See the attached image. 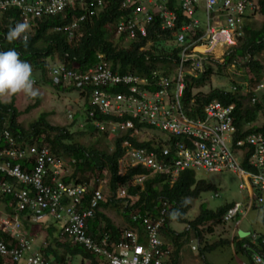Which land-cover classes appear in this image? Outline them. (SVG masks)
Returning <instances> with one entry per match:
<instances>
[{
    "label": "built area",
    "instance_id": "2783aa9c",
    "mask_svg": "<svg viewBox=\"0 0 264 264\" xmlns=\"http://www.w3.org/2000/svg\"><path fill=\"white\" fill-rule=\"evenodd\" d=\"M104 1L0 0V12L17 8L22 23L30 24L43 16L64 17L67 11L77 8L80 14L73 13L69 23L55 27L58 31L74 35L81 22L103 8ZM218 2L121 0V8L129 10V17L115 23L113 38L120 39L121 45L129 46L147 38L150 29L156 37L161 36L157 34L161 30L164 33L171 31L173 43L179 49V59L171 75H165L158 69L151 71L149 76L122 74L110 68L103 53H98L97 63L86 70L57 61L48 66L47 74L54 84L75 86L78 93L88 91L92 107L103 115L120 118L97 121L94 124L99 130H106L116 137L127 131L150 136V130H153L159 134H155L158 138L165 141L160 145V158L124 141V155L119 161L122 174L129 167H143L151 174L166 176L172 183L180 171L188 169L217 174L232 172L243 180L239 187L245 189L251 208L264 211V133L237 138L234 105H223L218 100L205 107L203 119L195 120L182 110L186 74L197 75L203 70L204 56L199 47L205 46L206 51H211L220 43L224 45L222 52L225 53L243 35L244 17L251 13L256 16L259 8L258 0H223L217 6ZM154 19H157L158 27L152 26ZM149 44L150 41L146 42ZM146 45L139 49L144 50ZM113 86H121L125 90L111 91ZM263 88L262 81L254 89ZM254 101L255 97H252V103ZM93 112L90 111L89 115L92 116ZM148 126L152 129L148 130ZM171 137L180 138L181 142L170 144ZM5 138L9 147L0 149V172L18 181L19 186L16 189L10 179L0 178V193L16 195L18 206L14 214L8 211L0 214V229L12 234L18 244L0 240L1 255L14 262L55 264L34 249L31 240L22 237L21 212L29 210L32 221L49 217L59 222L58 239L81 244L104 257L107 264H167L169 249L160 233L164 206L154 216L132 214V218L142 226L144 243L140 242L138 230L134 227L123 229L116 241H112L107 233L96 238L89 232L88 219L94 217L99 202L105 200L102 190L92 184L64 183L62 177L67 168L45 143L17 144L9 132L5 133ZM145 178L146 175L141 174L132 180V184L142 185ZM90 188V202L81 207L82 198L89 194ZM125 189L126 186H119L118 196L124 197ZM248 206L245 201H232L223 215V224L245 214ZM249 236L252 243H257L258 233L251 231ZM261 237L263 251L253 253V264H264V231Z\"/></svg>",
    "mask_w": 264,
    "mask_h": 264
},
{
    "label": "trees",
    "instance_id": "16d2710c",
    "mask_svg": "<svg viewBox=\"0 0 264 264\" xmlns=\"http://www.w3.org/2000/svg\"><path fill=\"white\" fill-rule=\"evenodd\" d=\"M259 8L256 14L264 16V0H258ZM80 14L79 9L67 11V14L43 16L30 22V30L27 35L29 37L25 46L22 40L8 41L6 39L7 32L10 28L15 27L17 23H22L20 12L17 8H10L0 12V51L15 49L20 53L22 60L30 63L34 70L40 72V81L45 84L52 85L58 91L68 92L77 91L75 86H62L54 84L49 76L46 75L48 61L55 58L64 63L68 67L79 70H86L94 66L97 61V54L103 53L112 70L119 73H132L138 75L149 76L153 70H161L165 75H171L178 62V48L173 43L171 31H162L161 36H155L152 29L149 30L147 38L139 43L121 45V40H115L112 37L113 27L120 19L129 17V10L121 8V0H105L103 8L96 12L91 18L79 24L74 31V35L66 33V31H58L56 26H64L71 21V15ZM182 16L181 14L179 15ZM255 15L245 16L243 20V35L238 39L237 43L226 49L223 54V60L219 61L212 56L204 58L203 70L197 75L187 73L185 76V88L182 93V110L184 113L197 120L205 117V107L214 100H218L223 105H234L235 123L238 129L237 138L245 137L251 133H264V124L254 125L257 114L262 109L258 100L255 86L262 82L264 72L263 62L258 58L264 53V22L259 25L253 24ZM151 26V25H150ZM152 26L158 27L157 19H154ZM149 40L150 44L146 45ZM171 41V46H167V42ZM145 46L144 50H140V46ZM214 63V64H213ZM227 67H232L233 72L242 77L240 81H231L229 89L211 88L208 92H203L202 87L209 84L212 77H223ZM39 83V82H36ZM114 92H122L125 90L121 86H113L110 88ZM246 89V90H244ZM264 89V88H263ZM260 89V90H263ZM84 98L83 113H76L83 118L86 127L84 133L79 132L76 135L70 132L69 127L54 125L47 119L48 113L42 112L33 121L29 122L27 127L19 121L18 108L11 102H2L0 100V149L9 147L5 133L9 132L14 137L17 144L45 143L49 150L60 160L64 162L67 169L68 165L73 166V170L63 175L64 183L85 184L91 186V175L96 179L103 177L105 172L108 179L107 186L109 189L108 201L99 202L94 211V217L88 219L89 232L96 238L101 237L105 233L109 234L112 241H116L121 235L122 230L114 224V221L105 213L100 211L101 207L109 204L116 206L121 201V212L127 227L137 228L140 242L144 243L143 231L140 222L132 218L133 213L141 215L154 216L157 215L159 209L164 206L165 213L160 230L161 238L166 240V247L169 249L167 256V264H179V251L182 245L188 243L191 237L197 240V249L199 255L203 257L206 252L230 245L229 239H219L218 242L208 244L203 243L202 232L199 226L207 221L220 224L223 221V215L227 207L232 203L226 202L217 208H211L201 203L199 211L192 219L187 218V212L191 208V200L199 197L202 193L211 191L216 186L205 178L196 176V171L192 169L180 171L171 183L164 175L151 174L150 170L143 167H129L125 173H121L119 161L124 155V147L122 143L127 141L134 148H140L146 152H153L156 157L160 158V145L165 141L154 135L155 131L141 138L140 135L127 131L117 137L113 141L111 150L99 149L95 145H84L76 140L77 135H84L99 132L101 130L94 124L97 121L102 122L111 118L101 114L98 110L89 104V94L79 93ZM252 97L255 101L252 103ZM34 104L26 108V112L38 106L40 98H35ZM94 111L93 115H89L90 111ZM74 118H79L78 116ZM72 117V115H71ZM122 118L121 120H124ZM152 127L148 126V130ZM103 132V131H102ZM101 133V132H100ZM105 134L106 133H102ZM181 142L180 138L171 137L170 144L173 142ZM169 143V142H168ZM69 157L70 159H66ZM17 161V160H16ZM144 174L146 178L142 185L132 184V180L137 176ZM0 178H7L12 184L19 186L18 181L4 175L0 172ZM126 186V195L118 197V187ZM93 186V185H92ZM94 188H97L93 186ZM103 193V192H102ZM32 194V193H31ZM104 195V193H103ZM92 197L90 188L89 194L83 196L81 207L89 204ZM105 197V195H104ZM0 200L6 205L7 211L14 214L18 206V198L14 194L0 193ZM173 213H179L173 218ZM262 220L264 222V211ZM1 214V212H0ZM29 210L21 212V222L23 231L27 235L38 234V227L44 226L42 221H32ZM185 222L186 227L181 231H175L170 227V222ZM27 230H26V228ZM126 227V228H127ZM209 231L210 227L207 228ZM47 235L52 236L53 226L47 228ZM262 233L258 234L257 243H252L248 237L241 239L235 238L236 252L243 253L249 264H253L252 255L254 252H262L261 246ZM56 242V248L50 245H41L37 250L44 257L55 259L56 264H70L69 259L75 256L81 258L80 264L88 262L89 264H107V260L101 255L95 254L86 249L79 243L70 240L50 238ZM0 240H5L11 244H18L12 234L5 233L0 229ZM50 243V242H49ZM169 245V246H168ZM62 246L63 253L59 252L58 247ZM170 247V248H169ZM205 264L208 262L205 257ZM0 264H26L25 261L14 262L0 254Z\"/></svg>",
    "mask_w": 264,
    "mask_h": 264
},
{
    "label": "rangeland",
    "instance_id": "374dc122",
    "mask_svg": "<svg viewBox=\"0 0 264 264\" xmlns=\"http://www.w3.org/2000/svg\"><path fill=\"white\" fill-rule=\"evenodd\" d=\"M253 24L259 25L264 22V16H261L260 14H256L255 18L253 19ZM113 35V34H112ZM113 37V36H112ZM116 39H114L115 41ZM167 46H171V43H167ZM223 48V45H221ZM200 49V47H199ZM206 47L202 46L200 50L206 51ZM223 52L218 50L213 55H211L213 58L222 61L223 60ZM258 58L263 62L264 66V53L258 56ZM58 59L55 58L52 61H48V66L53 65L55 62H57ZM214 64V63H213ZM232 67H227L224 71L223 77H217L214 75L212 77V80L209 84L202 87L203 92L210 91L211 88H222V89H229L231 86V81L236 80L240 81L242 79L237 78L238 75L233 72ZM264 71V70H263ZM46 75L47 71H46ZM263 76V83H264V72L262 73ZM33 78L35 80V86L40 90L41 95L39 96L40 102L37 107L30 109L28 112H26V108L29 105L34 104L36 99H33L31 97H28L24 94H18L12 97L3 98L0 99L2 102H11L14 99V104L18 108V111H20L19 114V121L24 125V127H27L29 122L35 120L40 113L46 112L48 113L47 119L49 122H51L54 125H60V126H67L70 129V132L73 133V135H76V133L79 132H85L86 127L82 126L84 124L83 118L80 115H76V113H83L84 111V98L81 96L77 91H58L55 89L52 85L42 83L40 81V72L38 70L33 69ZM39 82V83H36ZM258 95V100L261 103L262 109L257 114V119L254 121V125H262L264 124V89L263 90H257L256 91ZM69 115H72L69 116ZM78 116L79 118H74V116ZM89 132V131H88ZM86 132L84 135H77L76 140H78L79 143L84 145H95L99 149H107L111 150L113 146V141L115 139V135L109 133L108 131L104 130L99 132H94L89 134ZM101 132V133H100ZM102 133H106L102 134ZM155 134L159 135L157 132H154ZM153 134V133H151ZM154 134V135H155ZM146 135H142L141 138H145ZM66 159H70L69 157H66ZM67 170L71 172L73 170V166L68 165ZM196 176L199 178H205L211 183H213L216 188L207 191L205 193H202L199 197L192 199L191 201V208L187 212V218L192 219L195 217L199 211V206L201 203L207 205L211 208H217L220 205L231 202L234 200L239 201H245L249 204L247 207L246 213L241 214L239 217L234 218L233 220H230L228 222H220V224H215V222L207 221L205 224H202L199 226V229L202 232L203 236V243L207 241L208 244H212L213 242H218L219 239H229L230 245H226L223 248L213 250L211 252H206L203 257L199 255V250L197 249V240L193 237V234L191 233L190 240L185 245H182L180 248V260H184V264H189L188 259H191L190 264H205V259L212 263V264H249V261L247 257L240 252H236L235 247V238L241 239L238 236V230L243 231H249V232H256V233H262L264 231L263 228V220H262V213L261 210L257 207L251 208V203H249V198L247 197V193L245 189H242L239 187V184L243 182L237 175H235L232 172H224L222 174L217 173H207L205 171H198L196 172ZM107 176L106 172L104 176L99 179H96V176L91 175V183L93 186L98 187L102 190V192L105 195V201H108L109 197V189L107 186ZM120 194L121 188L119 190ZM219 192L220 195L216 196L215 193ZM120 197V196H118ZM121 205L122 202L119 201L116 203V206L113 204H109L106 207H101L102 209H105L108 213L107 215L116 222V225L119 226L121 229H124L127 227V224L124 220L123 214L121 212ZM101 211V209H99ZM7 211L6 205L2 203L0 200V212L5 213ZM45 225L42 226V228H46L47 224L46 222L42 221ZM60 225V224H59ZM59 225H56L59 229ZM186 227L185 222H176L172 220L170 222V227L173 228L175 231H181ZM210 227L211 230L209 231L207 228ZM26 228V226H25ZM24 229V228H23ZM47 229V228H46ZM27 230V228H26ZM47 230H40L38 231L37 236L35 237L38 241H43L48 239ZM22 237L28 241L34 237L33 235H27L24 231L22 232ZM250 239V236H247ZM244 238V237H243ZM163 239V238H162ZM49 240V239H48ZM165 242L166 240L163 239ZM52 241V240H51ZM31 242V241H30ZM53 246L56 248V242H51ZM195 246V250L191 249V246ZM169 246V245H168ZM58 247V246H57ZM59 252L62 254L63 249L62 246L58 247ZM170 248V247H169ZM49 261L52 263H55V259H52L51 257H46ZM194 258V260H192ZM71 260V261H70ZM70 264H80L81 258L79 256H75L72 259H69ZM56 264V263H55ZM62 264V263H61Z\"/></svg>",
    "mask_w": 264,
    "mask_h": 264
},
{
    "label": "clouds",
    "instance_id": "9594fccd",
    "mask_svg": "<svg viewBox=\"0 0 264 264\" xmlns=\"http://www.w3.org/2000/svg\"><path fill=\"white\" fill-rule=\"evenodd\" d=\"M28 23H17L15 27L7 32L8 41L22 40L27 45ZM24 94L33 99L38 98L41 93L35 86L32 65L21 59L20 53L15 49L0 51V99ZM179 213H173L176 218ZM125 229V228H124Z\"/></svg>",
    "mask_w": 264,
    "mask_h": 264
},
{
    "label": "crops",
    "instance_id": "0c3cea01",
    "mask_svg": "<svg viewBox=\"0 0 264 264\" xmlns=\"http://www.w3.org/2000/svg\"><path fill=\"white\" fill-rule=\"evenodd\" d=\"M222 44H220V43H218L215 47H214V49H212L211 51H203V56H204V58L205 57H207V56H211V55H213L214 56V54L216 53V52H218V50H220V51H224V45H223V48H222V46H221ZM206 50H208V49H206ZM101 209V211L103 212V213H105V214H108L107 212H106V210L105 209H102V208H100ZM46 221H48V222H46ZM44 222H46V224H47V227L46 228H51V226H53V228H54V231H52V236L50 237L49 235H48V239L45 241V240H43V241H38L35 237H32V239H31V241H32V244H33V247H34V249H37V248H39V246H40V244L41 245H50L52 248H55V246H53V244L51 243L52 241H53V239H50V238H58L57 237V234H58V231H59V229L57 230V229H55V228H57L56 227V225H59V222H56V221H54V220H52L51 218H46L45 220H44ZM126 222V221H125ZM114 224L116 225V222H114ZM126 224H127V222H126ZM60 226V225H59ZM119 227V226H118ZM46 228H42V226H39L38 227V229H37V231H40V230H42V231H44V230H47ZM59 228V227H58ZM173 229V228H172ZM174 230V229H173ZM48 231V230H47ZM46 231V232H47ZM52 240V241H51ZM50 242V243H49ZM54 242V241H53ZM165 242V241H164ZM165 244H166V242H165ZM193 246L194 245H192L191 246V249L192 250H195V248L193 249ZM192 260H194V258H192ZM188 261H189V264H190V261H191V259H188ZM185 262H184V260H180V251H179V264H184ZM84 264H89L88 262H85Z\"/></svg>",
    "mask_w": 264,
    "mask_h": 264
},
{
    "label": "water",
    "instance_id": "95a60500",
    "mask_svg": "<svg viewBox=\"0 0 264 264\" xmlns=\"http://www.w3.org/2000/svg\"><path fill=\"white\" fill-rule=\"evenodd\" d=\"M222 1L223 0H219L217 6H220L222 4ZM249 233H250L249 231L238 230V236L240 238L247 237L249 235Z\"/></svg>",
    "mask_w": 264,
    "mask_h": 264
},
{
    "label": "bare ground",
    "instance_id": "6f19581e",
    "mask_svg": "<svg viewBox=\"0 0 264 264\" xmlns=\"http://www.w3.org/2000/svg\"><path fill=\"white\" fill-rule=\"evenodd\" d=\"M200 49H201V47H200Z\"/></svg>",
    "mask_w": 264,
    "mask_h": 264
}]
</instances>
